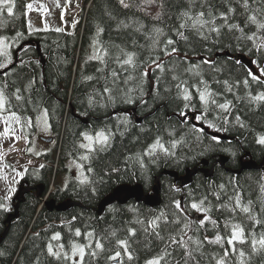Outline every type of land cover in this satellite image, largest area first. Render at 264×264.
<instances>
[{
    "label": "trees",
    "instance_id": "trees-1",
    "mask_svg": "<svg viewBox=\"0 0 264 264\" xmlns=\"http://www.w3.org/2000/svg\"><path fill=\"white\" fill-rule=\"evenodd\" d=\"M249 2L250 7L245 9L243 0H124L128 7L121 0H92L89 10L84 7L87 25L82 36L30 32L25 0L16 1L13 15L0 11V38L11 46L10 62L0 56V65L7 63L0 67L4 113H15L22 134L28 137L24 129L30 128L29 118L31 132H35L37 116L46 110L57 141L56 151L40 157L42 168H28L22 181L46 185L48 191L50 184L56 181V186L67 171L70 161L99 173L92 188L74 187L63 192L64 203L78 199L77 207L68 212H51L45 207L39 211L43 203L36 192L19 204V219L11 225L7 223L9 212L0 208V237L7 232L0 246V264H68L48 252L49 245L56 248L53 237L57 234L63 247L78 244L85 248L83 264H147L162 252L170 235L181 234L186 222L189 228L185 240L192 238L187 241L191 255L179 245H172L168 249L171 255L161 264H217L222 257L225 264H240L238 255L229 252L224 257L230 247L227 237L232 225L240 224L246 237L250 230L257 237L264 234V171L233 174L241 169L243 161L253 159L259 165L264 161V144L259 143L264 137V101L252 99L264 93V48L256 47L262 40L254 44L247 38L253 33L264 38V29L258 31L247 19L255 13L264 21V0ZM229 8L234 11L229 12ZM201 10L205 18L209 11L217 17L218 33L210 31L211 25L199 33L179 28L185 11L194 15ZM220 13L228 14L227 22L219 18ZM234 24L243 32L230 28ZM168 39L174 43L167 45ZM166 48L176 51L168 55ZM126 54H134L133 65L123 64ZM250 62L260 71L261 79L249 76ZM205 90L210 93L207 103L200 99V92ZM222 104L227 107H220ZM188 114L196 115V121L210 131L234 138V142L214 139L190 124L189 118L184 121ZM84 118L99 124L97 132L109 140L92 154L82 144ZM223 157L229 161L221 168L218 163ZM203 161L210 162L209 171L214 170V177L207 179L199 174L184 189L174 179L163 177L162 204L158 208L132 201L126 206L110 207L103 216L96 212L100 202L120 186L142 185L147 195L164 172L183 176ZM101 175L109 183L104 194L99 190V196H88L98 187ZM56 189L57 194L49 202L60 201L58 184ZM193 203L207 211L193 209ZM244 207L250 211H242ZM154 219L159 227L153 230L149 223ZM77 230L80 235H76ZM154 231L165 240L157 239ZM217 235L224 239L208 242ZM119 240L127 241L131 260L118 245ZM97 241L103 244V251L95 248ZM236 247L245 251L244 264H264V251L252 253L247 243ZM94 250L95 257L88 255ZM116 251L121 256L108 259Z\"/></svg>",
    "mask_w": 264,
    "mask_h": 264
},
{
    "label": "rangeland",
    "instance_id": "rangeland-1",
    "mask_svg": "<svg viewBox=\"0 0 264 264\" xmlns=\"http://www.w3.org/2000/svg\"><path fill=\"white\" fill-rule=\"evenodd\" d=\"M16 1L17 0H14L13 13ZM25 1H27L28 4H32V9H28V28L30 32L56 31V29L59 28L61 29L59 32L71 35L82 36L84 33V28L87 24L85 20L86 12L83 15V11L84 7L85 11L89 10L92 0H71V4L67 7L66 0H58L59 7L57 6V0ZM4 10H6V8ZM62 12H64L63 19L61 18ZM5 42L10 45L6 40ZM9 55H11V46L9 49ZM2 57L6 58L4 56ZM249 64L252 65V73L261 79L259 76L260 71L255 68V65L252 64V62ZM4 110L5 108L0 109V199L3 204L6 205L8 209L7 211L10 213L15 212V209H13V200L18 193L20 179L26 174L28 168H42L41 166L43 165V162L40 157L47 152L56 151L57 141L52 144H47L45 142V138L54 139V133L51 131L46 113L41 112L37 116L35 132H31L32 127L27 128L26 130L24 129V133L28 136L26 137L22 134L23 131L20 127V122H17L12 115L5 114ZM6 128L8 131L5 134ZM16 137H19L20 139L17 141L15 139ZM90 137H92V140L87 138H84L83 140V147L89 152L96 151L98 147H105L109 143L108 138L106 143H101L98 135ZM77 163L78 161H75L74 164H67L68 177H66V172L62 173V176L57 180L56 186L58 184L64 188L68 178L71 176L77 180H84L83 167ZM17 173H20V175H17ZM55 189L56 187L51 188V191H49L48 194L51 195ZM47 200L48 199H46V201ZM46 201L43 199L41 203L46 204ZM54 243L56 248L53 249V252L59 253L60 258H64V254L67 253L69 258L64 259L68 261V264H72L73 260L79 259L78 255L75 257L72 256V250L74 246L81 247L80 245L75 244L68 248L65 246L61 248L60 246L62 244L60 243V238L54 239Z\"/></svg>",
    "mask_w": 264,
    "mask_h": 264
},
{
    "label": "snow or ice",
    "instance_id": "snow-or-ice-1",
    "mask_svg": "<svg viewBox=\"0 0 264 264\" xmlns=\"http://www.w3.org/2000/svg\"><path fill=\"white\" fill-rule=\"evenodd\" d=\"M252 2H254V0H252ZM121 3L124 4V0H121ZM71 4V0H66V7L68 5ZM57 6L59 7V3L57 0ZM125 7H128L127 4H124ZM243 6L245 7V9H248L250 7V2L249 0H243ZM65 7V10H66ZM204 7V5L202 4V8ZM208 7L210 8L211 6L208 5ZM6 8L7 10V14L8 15H12L13 14V8H14V0H0V11H3ZM26 8L31 10L32 9V4L29 3L26 5ZM234 9L229 8V12H233ZM264 11V10H261ZM63 15L64 12L61 13V18L63 19ZM184 17V22L181 23L179 25L180 29H184L186 27L191 28L193 30H196L198 33L201 32L205 27H207L208 25H211L212 27L210 28V31L212 32H219V27L215 26V20H216V16L213 15V13L211 11H209L207 13V17H206V13L204 10H201L199 12H196L194 15L190 12V11H185L183 14ZM220 19L224 20L225 22H227L228 20V14L227 13H220L219 16ZM248 21L251 22L252 24H255L257 27V30H261L264 29V21L260 20L258 18V16L253 13L251 15H249L247 17ZM74 26V25H73ZM230 28H236L237 30L243 32V29H241L239 27V25L234 24L231 25ZM56 31H61V29L57 28ZM99 31H103L102 29H99ZM159 31V30H158ZM179 35L183 36L182 32L178 33ZM249 40L253 41L254 44H256V41L262 40V42L258 45H256L257 50H259L260 48H264V38L262 37H258L255 33H253L252 35L247 37ZM174 43V41L172 39H168L166 41L167 45H172ZM9 49H10V45H8L5 42V39L0 38V56H4L7 58V61L10 62V55H9ZM176 51L175 48L171 49V51H168V49H165L166 54L171 55ZM107 54V53H105ZM127 58L123 61V64H127V65H133V58H134V54H126ZM155 62V61H154ZM205 63H208V61H205ZM7 63L0 65V67H6ZM157 67H160L162 69V66L157 64ZM262 76H264V69H262ZM113 75L115 76L116 73H113ZM144 75H147V73H145ZM249 76H251L252 80H259V77L252 74L251 72H249ZM203 83V82H202ZM248 81L245 80L244 84L247 86ZM19 91V90H17ZM105 91H108V89L106 88ZM197 91L199 92V89H197ZM210 95V93H208L206 90L204 92H200V99L202 101H205V103H207L208 101L206 100V96ZM186 100L189 98L187 95H185L184 97ZM17 100L21 99L20 96L16 97ZM253 100L255 101H264V93H260L257 96L252 97ZM212 103H215V101L213 100ZM220 107L222 108H226L227 105H220ZM5 108V97L2 91H0V109H4ZM46 113V110H45ZM183 114V113H182ZM15 120L17 122H19V117L15 114L12 113L11 114ZM237 119L239 120V117H237ZM27 125L29 127H31V118H29ZM211 126V125H209ZM7 128L5 129V134L7 133ZM101 143H106L107 141V136L104 135V133H99L98 134ZM87 139L92 140V137L90 136H86ZM17 141L20 139L19 137L15 138ZM259 143L260 144H264V137H261L259 139ZM157 144H159V141H157ZM155 147V145L153 146ZM161 148H163V145H160ZM173 147H175V143H173ZM165 152H167L168 150L165 148L164 149ZM17 175H20V173H17ZM203 203V201L201 202V204ZM237 206L239 207V197H237ZM193 209H196L198 211H207V209H202L200 208L196 203H193L191 206ZM0 208H3L5 211H7V207L4 204H0ZM176 208L179 209L181 212L183 211V209H181L180 203L176 202ZM242 211L244 212H249L250 209L247 207L242 208ZM163 215V214H161ZM159 219V218H157ZM213 223L215 224V221H213ZM257 224L260 223L259 220L256 221ZM227 227V225H225ZM159 225L157 224V221L154 219L152 221H150L149 223V228L151 229H156L158 228ZM189 228L188 223L186 222L184 224V227L180 230V235H170L167 238V243H165L164 248L162 249V252L155 258L149 260L147 262V264H161L162 260H165V258L167 256L171 255V252L168 251V249L172 246V245H179L181 248H183L185 250V252L190 256L191 252L188 250V243L187 241H190L192 238L190 236L187 237V240H185V236H187V229ZM145 231H148V229H145ZM130 234L131 235H135V231L134 230H130ZM153 234L157 237V239L164 241L165 238L163 236L160 235L159 231H154ZM76 235H80L79 230H77ZM91 237V233L88 234ZM58 234L56 236L53 237V239H58ZM224 238L217 235L215 237L214 240L212 241H208L209 243H219L223 240ZM205 240H207V237H205ZM118 245L120 247L123 248L124 253L127 255L128 260H131L133 258L132 253L130 251H128V244L127 241L125 240H119L117 241ZM198 244L200 242H197ZM227 243L230 246L228 249L225 250L224 252V257H226L229 252H231L232 255H238L241 260H240V264H244V260L243 258L245 257V251L241 248V249H237L236 244H249V247L251 248V252L255 253L258 251H264V234H260L259 237H257V234L253 231H249L248 236H245V231L244 228L240 226V224H234L232 225V231L231 234L227 237ZM61 248L63 247V245L60 246ZM88 247H91V245H88ZM95 248L103 251V244L100 243L99 241L96 242L95 244ZM48 252L53 255L54 257H56L57 259H60V254L57 252H53L52 246L49 245L48 246ZM79 256L78 260H73L72 264H83V260H84V256H85V248L84 247H77L74 246L73 250H72V256ZM88 255L95 257L97 255V252L91 251L88 253ZM121 256V252L120 251H116L113 255L109 256L108 259L110 260H116L117 258H119ZM64 258L68 259V254L65 253L64 254ZM217 264H225V259L222 257L217 261Z\"/></svg>",
    "mask_w": 264,
    "mask_h": 264
},
{
    "label": "water",
    "instance_id": "water-1",
    "mask_svg": "<svg viewBox=\"0 0 264 264\" xmlns=\"http://www.w3.org/2000/svg\"><path fill=\"white\" fill-rule=\"evenodd\" d=\"M245 60V58L243 59ZM9 70L1 73L2 75L7 73ZM136 113V112H135ZM188 118H191L195 126L202 129L204 132H206L209 136H212L216 139H219L221 141H230L234 142V138L211 132L207 127L202 126L198 123H196V115L189 114L184 117V121H187ZM138 123H142V119L137 120ZM46 142L51 143L52 140H47ZM249 158V155H247ZM228 158H221L219 161V165L221 167H225V165L228 163ZM210 162L209 161H203L199 167L194 168L193 170H187L185 175L180 176L176 172H164L162 175H160L156 179L155 186L152 190V194L146 195V192L142 185H123L118 188H116L113 193H111L108 197H106L98 206L97 213L100 216H103V214L112 206L119 204L121 206H126L132 201H136L138 204H143L150 208H158L162 204V185H161V179L165 176L174 179V182L176 184H180L181 188L184 189L190 185L193 184L194 179L199 174H204L206 178H213L214 177V170L209 171ZM246 170H263L264 171V161L262 164H258L253 159H250L248 161H243L241 169L239 171H234L233 174L236 176H240L243 171ZM230 172V170H228ZM42 188V187H40ZM38 199L39 201H43L44 196V189L39 190ZM28 190L24 189L23 187L20 188L17 197L14 200L15 204V213L11 215L7 221L8 224H12L15 220L19 219V207L21 203H24L25 198L27 196ZM77 204L72 202L63 203L61 205H56L55 202H49L46 203V208L48 210L57 211L59 213H65L68 212L70 209L74 208ZM8 230V229H7ZM7 233V232H6ZM7 234H4L0 237V246L2 245L3 241L5 240Z\"/></svg>",
    "mask_w": 264,
    "mask_h": 264
},
{
    "label": "flooded vegetation",
    "instance_id": "flooded-vegetation-1",
    "mask_svg": "<svg viewBox=\"0 0 264 264\" xmlns=\"http://www.w3.org/2000/svg\"><path fill=\"white\" fill-rule=\"evenodd\" d=\"M99 120L100 119L94 120V121H99ZM190 121H191V123L190 122H187V123H190V124H192V125L195 126V124L193 123L192 119H190ZM83 124L86 127V129H85L86 130V134H82V136H81L82 137V144H83L84 138L86 139L85 136L97 135L95 133H99V131L97 132V127H99V124L92 123V119H90V118H84ZM100 128H101V126L98 129L100 130ZM55 141H56V137L54 136L53 142H55ZM87 152H89V151H87ZM93 152H91L90 154H92ZM69 163L70 164H74L75 161H70ZM221 168H223V167H221ZM83 172H84V180L83 181L77 180L76 178H74L73 176H71V177L68 178V181H67L66 186L64 188L59 185V189H58L59 192H58L57 197L59 198L60 201H55L56 204L59 203V205H60V204L64 203L62 201V200H64V197H61V196H62L63 192H65V191H67L69 189H73L74 187H76L77 190H84V189L92 188L93 187L95 179H98V177H99V173L96 174L95 169L92 168V167H89V166L83 167ZM66 177H68V167H67V171H66ZM27 178H28V176H27ZM31 179H33V178L31 177ZM104 179L105 178L102 179V175H101V181H100L98 187L95 188V189H93V192H91V191L88 192V196L95 197L97 194L99 196L100 191H101V195L104 194L103 191L106 189L107 185H109V183L107 182V179H105V180ZM20 180L21 181H20V185L19 186L20 187H23L26 190H28L27 195H29L31 192H36L39 195V192H40L39 190H41V189H44V194L45 193H48V191H49V189L47 191L46 185L34 186V185H32V183H31L30 180H26V179L23 180V181H22V179H20ZM178 185H180V184H178ZM40 187H42V188H40ZM56 191H57V189L54 190V192L51 194V196L54 193L57 194ZM97 191H98V193H97ZM148 194H152V190ZM68 195L74 196L72 193H69ZM51 196H50V200H51ZM69 200H71V201H68V202L75 203V201L78 200V199H75V201L72 200V199H69ZM65 203H67V202H65ZM75 207H77V206H75Z\"/></svg>",
    "mask_w": 264,
    "mask_h": 264
},
{
    "label": "bare ground",
    "instance_id": "bare-ground-1",
    "mask_svg": "<svg viewBox=\"0 0 264 264\" xmlns=\"http://www.w3.org/2000/svg\"><path fill=\"white\" fill-rule=\"evenodd\" d=\"M6 234V233H5ZM7 237V236H6ZM6 239V238H5Z\"/></svg>",
    "mask_w": 264,
    "mask_h": 264
}]
</instances>
